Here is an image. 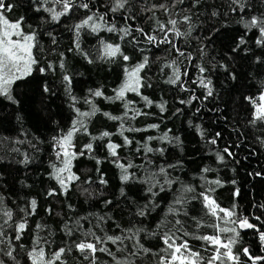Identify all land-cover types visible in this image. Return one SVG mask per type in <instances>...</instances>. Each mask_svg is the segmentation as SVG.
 <instances>
[{
    "label": "trees",
    "instance_id": "obj_1",
    "mask_svg": "<svg viewBox=\"0 0 264 264\" xmlns=\"http://www.w3.org/2000/svg\"><path fill=\"white\" fill-rule=\"evenodd\" d=\"M5 3L13 5L12 11L6 14L8 18L13 21L23 18L25 30H35L37 39L43 46V51H37V58L40 60L37 70L13 85L12 95L18 103L0 96V197H3L5 206L13 210L14 219L23 215L19 211L20 208H27L33 199L37 202L35 214L27 217L28 230L18 242L24 247H18L14 253L19 264H31L27 251L32 246L37 223L45 224L51 229V239L54 242L50 250L54 251L64 243H71V238L66 237L62 230L64 222L70 218L99 213L106 217L101 226L110 235H119L121 229L133 225L151 230L155 228L172 199L171 192L160 193L155 198L160 207L146 217L137 216L138 206L148 203L151 197L145 191L146 186L139 182L121 183L120 169L111 162L112 158L108 156L105 147L107 138L94 142L93 155L101 160L99 165L96 160L89 159L87 154L74 161L73 171L80 176V180L74 182L66 193L51 177L50 164L56 161L52 138L71 126L75 112L65 92L59 68L57 67L55 72L48 71L44 74H41L38 68L46 67L48 62L58 64L60 53L64 54L66 67L72 76V93L81 98V102L76 104L81 110H88L89 106L83 103L82 98L89 95V89L100 88L106 96H113V89L117 88L124 78L125 64L135 65L143 56H148L149 65L141 73L145 80V87L141 91L153 104L146 107L140 97L129 93L128 99L136 102L134 106L149 113L129 123L136 128H145L150 124H158L159 128L125 132V135L133 140V144L119 150L121 157L125 158L123 162L131 160L136 165L142 164L143 151L137 153L136 148L141 146L146 137H160L164 132L171 130L169 137H179V143H162L158 139L150 142L154 149H165L163 156L159 153L149 154L154 161L153 167L157 164L179 162L181 166L170 169V172L179 176L186 184L196 186L198 191L202 183L199 179L201 169L205 166L215 169L208 176L218 177L223 182V186L216 189L215 197L223 206L236 204L239 215L249 217L251 223L264 231V126L249 124L252 109L245 100L246 96H255L264 88V47L255 43L258 32L253 30L245 36L247 43L237 51H232L245 29L236 23L238 15H223L227 11L226 0H202L197 8L192 9V36L178 42L182 50L190 52L193 56L191 64L187 61L181 64L182 71L187 67L189 73L187 77H183L187 91H182L179 85L165 82L170 69H164L162 73L161 67L177 58L175 51L168 45H148L142 40L140 33L135 31L132 35L141 40L140 45L130 43L132 37L121 41L116 33L101 32L99 36L105 41L120 43L125 54L131 59L128 62L117 58L115 62L95 60L88 63L77 51H69L74 47L75 36L72 27L84 17V10L76 9L69 16L62 17L59 22H52L48 13L36 10L39 0H5ZM107 3L108 0H93L92 6L93 9L99 8L103 12ZM248 3V15L264 13V0H248ZM185 6L190 7L191 0H185V5H178L177 8ZM214 9L221 14L217 17L211 16ZM122 16V13L115 14L117 27L124 24ZM157 16L161 20L166 19L162 13H157ZM128 23L133 29L142 26L145 31H150L153 27V22L142 14H137L136 19L129 20ZM186 27L182 25V28ZM49 32L55 36V44L48 35ZM98 39L96 34L84 30L80 34L81 47L85 51L92 50L98 45ZM202 46L204 55L200 52ZM140 47L144 48L143 52L139 50ZM197 65L208 69L204 75L212 80L214 95L207 99L204 98L205 89L192 83L200 76ZM232 76L236 78L232 79ZM149 84L150 87L147 86ZM45 85L49 88L48 92L44 91ZM193 96L196 99H192ZM181 100H191V103H180ZM94 102L101 112L91 119L89 132L92 135H99L102 131L116 133L120 122L112 121L102 113L106 111L113 115H122L124 109L121 102L110 103L102 98H94ZM161 103L165 104L163 112L156 106ZM196 125H200L205 131L204 139L198 134ZM216 133H220L217 144H207L206 140L214 138ZM111 139L115 143L123 144V138L119 135H113ZM89 140V136L78 134L75 141L77 150ZM225 147L229 148L233 156L229 157L223 153ZM216 151L225 156L223 163L217 161ZM25 153L29 158L28 163L22 162ZM129 171L142 175L136 168ZM101 176L107 181L106 185L99 183ZM233 180L235 184L232 183ZM176 187L177 185H173V189ZM121 188H124L125 196H121ZM85 189L87 191H84ZM236 189H239L238 196H234ZM53 190L54 194L49 195ZM106 201L112 203L106 205ZM69 205L72 207L69 208ZM48 209H51V213ZM201 212L202 206L198 201L189 205L190 215L198 216ZM254 217H260V220ZM84 226L87 228L88 224L84 222ZM240 231L241 240L234 251L248 247L252 255L264 256V245H261L256 230ZM97 233L103 235L98 229ZM42 235H47V230ZM141 235L145 247L154 251L163 247L159 238ZM191 243L198 247L200 242ZM108 247L115 252L116 246L109 243ZM96 256L97 264H113L111 257L105 253L98 252ZM0 259H3L5 264H15L6 256L0 255ZM63 259L66 264H89L74 249L66 252ZM151 260L150 255L142 256V260H137V264H149ZM241 261L251 264L244 256H241ZM258 264H264V261Z\"/></svg>",
    "mask_w": 264,
    "mask_h": 264
},
{
    "label": "snow or ice",
    "instance_id": "obj_2",
    "mask_svg": "<svg viewBox=\"0 0 264 264\" xmlns=\"http://www.w3.org/2000/svg\"><path fill=\"white\" fill-rule=\"evenodd\" d=\"M201 3L202 0H191L190 7L177 8L178 5H185V0H139V2L137 0H108L105 6L106 10L101 12L99 8L93 9V0H39V6L36 10H43L48 13L52 22H59L62 17L69 16L76 9L85 11L84 17L72 27L75 39L73 42L74 47L70 48L69 51H77L88 63H93L95 60L115 62L117 58L128 62L131 59L129 55L125 54L120 43L105 41L103 37L99 36L101 32L116 33L121 41H124L127 37H132L130 43L140 45L141 40L132 35L135 31L140 33L142 40L148 45L159 46L165 44L170 46V49L175 51L177 58L164 63L161 72L163 73L164 69H170L165 82L179 85L182 91H187L183 77H187L189 73L187 67L182 71L181 64L184 61L191 64L193 56L190 52L182 50L178 42L192 36L194 30L192 9L197 8ZM226 4L227 11L223 15L228 16L229 13L238 15L239 19L236 23H239L245 29L244 34L239 36L238 42L232 51L235 52L242 45H245L247 43L245 36L253 30L258 32L255 43L264 47V13L248 15L247 10L250 9L248 0H226ZM12 9L13 5L6 4L5 0H0V96L13 103H18L12 95L13 85L37 70V66L40 64L37 51H43V46L40 45L35 30H25L23 18L15 21L8 18L6 14L10 13ZM117 13L123 14L124 24L120 27H117L116 23L115 14ZM157 13H162L166 19L161 20ZM137 14H142L147 20L153 22L150 31H145L142 26L133 29L132 25L128 23L129 20L134 21ZM220 14V11L215 9L211 12L213 17ZM182 25L187 27L182 28ZM84 30L96 34L99 38L98 45L89 51H85L80 44V34ZM48 35L52 37V42L55 44V36L51 32ZM139 50L143 52L144 48L140 47ZM200 52L201 55H204L203 46L200 48ZM63 56L64 54L60 53L61 59L58 64L48 62L46 67L38 68L41 74L48 71L55 72L57 67L59 68L62 73V81L65 84V92L71 100L75 112V118L71 126L52 138L56 161L50 164L51 177L66 193L74 182L80 180V176L73 171L74 161L87 154L89 159L96 160L97 165H99L101 160L93 155L95 152L94 142L107 138L105 147L108 156L112 158L111 162L120 169L121 183L139 182L146 186L145 191L151 197L148 203L138 206L137 216L146 217L156 208H159L160 203L155 198L160 193L171 192L172 199L169 201L160 220L156 223L155 228L151 230L147 227L133 225L121 229L119 235H110L101 226L102 222L106 221V217L99 213H89L85 216L70 218L69 221L64 222L62 230L66 237L71 238V243H64L54 251L50 250L54 242L51 239L53 236L51 229L45 224L37 223L34 229L32 246L27 251V257L31 264H66L63 257L66 252H71L73 249L79 252L89 264H97L96 254L98 252L111 257L113 264H137V260H142V256L148 255L152 257L149 264H245L241 261V256L247 257L251 264L264 261V256L252 255L248 247L234 251L235 246L241 240L240 230L255 229L259 234L261 245H264V231L251 223L249 217L239 215L236 204L226 207L215 197L216 189L223 186L221 179L208 176L215 169L208 166L201 169L199 179L202 183L198 191L196 186L186 184L179 176H174L170 172V169H177L181 166L179 162L176 164H157L153 167L154 161L149 157V154L159 153L163 156L165 149H154L150 146V142L158 139L162 143H179V137H169L171 130L164 132L160 137H146L141 146L136 148L137 153L143 151L144 162L142 164L136 165L131 160L126 163L123 162L125 158L121 157L119 150L133 144V140L126 136L125 132L149 131L150 129L159 128L158 124L136 128L129 123V121H135L140 116L149 114L134 106L136 102L128 99L129 93L140 97L145 102L146 107H151L153 104V101L144 96L141 91L145 87V80L141 73L149 65V57L143 56L135 65L125 64L124 78L121 84L113 89V96H106L100 88L96 90L89 89V95L82 98L83 103L89 106L88 110H81L76 107V104L81 102V98L72 93V76L68 72ZM196 67L200 76L194 79L192 83L205 89V99L212 97L214 95L211 87L212 80L204 75L208 69L202 65ZM221 67H224V65H221ZM235 78V76H232V79ZM147 86L150 87L151 85ZM44 91H49L47 85H45ZM94 98H102L110 103L121 102L124 109L122 115H113L106 111L102 113L108 119L120 122L116 133L102 131L99 135H92L89 132L88 126L91 119L101 112V109L94 102ZM192 99H196V97L193 96ZM245 100L252 109L249 124L264 126V88L255 96H246ZM180 103H191V100H181ZM156 106L160 108L161 112L165 111L164 103ZM196 129L200 137L204 139L205 131L201 129L200 125H196ZM78 134L90 137L89 142L79 150H77L75 142ZM113 135L122 137L123 144L115 143L111 139ZM219 136L220 133H216L215 137L207 139L206 143L216 145ZM18 143H23V141H18ZM32 146L35 147V145ZM223 153H226L229 157L233 156L228 147L223 149ZM215 155L217 161L224 162L225 156L220 151H216ZM28 159V155L25 153L22 162L28 163ZM134 168L139 169L142 175L129 171ZM97 171H99V168H97ZM99 183L106 185L107 181L101 176ZM232 183L235 184V181L233 180ZM173 185H177V187L173 189ZM84 191H87V189ZM53 194L54 190L49 192V195ZM120 194L121 196L126 195L124 188L120 189ZM238 195L239 189H236L234 196ZM193 201H198L202 206V212L198 216L189 213V205ZM111 203V201L105 202L106 205ZM36 207L37 202L33 199L27 208L19 209L23 215L14 219L13 210L5 206L3 197H0V221H2L0 222V255L10 258L15 264H19V261L14 253L18 247H24L23 244L18 242L22 240L24 233L28 230L27 217L35 214ZM71 207L69 205V208ZM48 211L51 213V209H48ZM254 218L260 220V217ZM84 222L88 224L87 228H85ZM97 229L103 235H99ZM46 230L47 235H42ZM141 234H144V237L159 238L163 247L156 251L145 247L142 243ZM125 241L129 243H125ZM191 241L200 242L199 246L193 245ZM109 243L116 246L115 252L108 247ZM117 253H120V255L118 256ZM0 264H5V261L0 259Z\"/></svg>",
    "mask_w": 264,
    "mask_h": 264
}]
</instances>
